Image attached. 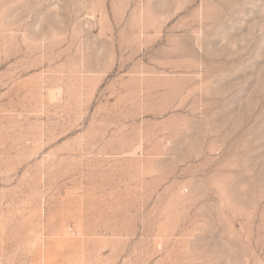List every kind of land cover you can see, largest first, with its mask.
Masks as SVG:
<instances>
[{
    "label": "rangeland",
    "instance_id": "374dc122",
    "mask_svg": "<svg viewBox=\"0 0 264 264\" xmlns=\"http://www.w3.org/2000/svg\"><path fill=\"white\" fill-rule=\"evenodd\" d=\"M0 264H264V0H0Z\"/></svg>",
    "mask_w": 264,
    "mask_h": 264
}]
</instances>
